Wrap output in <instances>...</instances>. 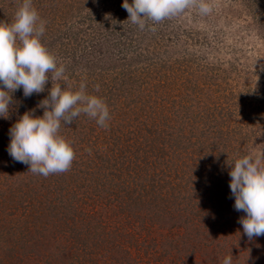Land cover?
<instances>
[{
  "label": "trees",
  "instance_id": "obj_1",
  "mask_svg": "<svg viewBox=\"0 0 264 264\" xmlns=\"http://www.w3.org/2000/svg\"><path fill=\"white\" fill-rule=\"evenodd\" d=\"M20 3L22 0H0V21L11 23ZM129 3H132V0H129ZM261 3H264V0H260ZM122 4L123 0H33V6L39 16L47 22L45 33L41 37L45 47L56 57L61 53H68L71 68L76 64L82 65L79 67L82 70L79 72L82 73V77L79 73L75 74L73 69L67 74L68 82L74 86L73 90H78L81 80H85L89 94L103 98L107 104L114 103L113 111H109L111 119L108 121V127L113 122L123 125L126 121H131L133 127L127 130L125 146L119 148L117 153H109L111 151L109 138L103 137L100 141L98 140L102 138L99 134L105 133L108 127L101 128L98 124L88 128L85 125L79 127L77 133L84 136L81 142L90 146V149L94 148L92 149L94 155L87 158V164L83 162L85 164L84 179L77 182L76 179L79 177H74L76 174L74 171L78 169L77 166L80 164L78 158L81 156L78 157L76 153V143H72L66 136L64 137L72 143L75 153V159L68 171L51 174L48 177L33 175L30 172L27 174L29 179L25 181V176H20V166L15 164L17 162H14V166L5 168V175L0 176V235L5 241L11 240L12 245H9V251L16 250L20 260L27 257V255L22 256V254L25 255L22 251L26 247L34 251H40L42 247L46 249L44 245L46 247L48 244L45 241L50 237V233L53 235V229L56 228L57 233L68 237V244H64L58 250L59 256L65 260L66 258H71L70 262L80 260L82 255L65 253L69 250V248L66 249L67 246L73 250L77 248L84 250L83 252L87 254L94 252L95 248L105 250V246H108L109 249L115 248L116 252H120L115 259V264L128 263V247L117 240V234L109 232V235L105 236L101 231L91 232V230L84 233L81 228V226L89 228L88 224L93 220V210L90 211L89 203L94 196L96 199L109 202L108 196L111 192L105 184L111 182L113 172L116 175H118L117 172L120 173L117 171L123 164L120 158L124 162L128 161L123 168L127 167V170L121 174L122 177H126L123 181L130 182L129 186L133 184L131 187H134L136 191V195H133L132 189H127V197H124L126 203L132 202L137 205L143 202L144 208L151 212L149 217L154 216L155 220L159 221H163L166 213L177 214L181 225L176 226L179 228L177 236L181 243L195 239L204 240L211 234L218 241L216 243L213 240L214 245L222 250L219 251V261L224 260L226 256H232L230 246L233 245L234 239L226 230L231 228L232 222L238 224L239 217L245 213L234 209L235 198L231 194L227 167L222 163L212 162L214 159L209 150L214 152V145L208 141L210 136L214 138V132H211L209 121L200 115L201 112L194 113L192 117L186 111L180 114L178 112L173 116L170 109L173 106L167 102L174 88H167L168 91L162 88L158 95L157 85L151 84L148 78L153 73V65L161 60V68L168 66L170 72L173 75L177 74L181 80L186 52L178 56L175 48L184 44V50L190 52L185 44L187 38L182 36L181 25L175 24L174 17L155 25L148 21L145 29L140 30L137 25L127 20L129 13ZM251 9L255 11L252 7ZM106 14L110 21L105 18ZM111 21L116 26L115 31H118L116 42L118 39H124L123 44L129 47L127 51L124 50L123 45V49L121 48L120 42L114 43L120 46L117 52L122 54L125 51V55L122 54L125 61L119 63L116 60L101 67L97 65V60L84 59L81 55L77 57V50L79 51L81 46H84L82 51L89 55L110 53V46L113 45L109 44L112 39L109 31L112 26ZM151 27H155L156 30L151 31ZM84 41L87 48L82 44ZM89 46L92 51H89ZM132 46H135V50L142 48L143 52L134 51ZM154 48L161 49L163 55L155 56ZM132 59H135V62ZM74 80H76V86L73 84ZM188 82V78L179 82L184 85V95L190 92L191 86ZM199 82L201 83V80ZM193 83V87H197L196 81ZM96 85H99V91L93 92ZM64 86L61 82V87ZM51 87L52 81L49 78L45 91L39 94L34 93L29 98L24 97L22 88L16 90L12 94L13 104L9 112H16L19 118L25 111L35 108L34 115L42 116L44 110L36 108V105L49 96ZM193 97H195L194 94ZM6 119L0 117V125H3L2 122ZM85 119H89L86 114ZM75 121L74 125L77 124ZM206 123L207 125H204ZM66 126L61 124L60 134ZM206 127L209 133L208 137L206 135L204 138L203 133ZM5 132L1 129L3 136L0 135V146L3 149L6 144L7 147L9 145V135ZM88 133L91 136L89 138L86 137ZM92 150H89V153L92 154ZM215 151L217 153L219 150L215 149ZM96 157L100 158L101 162L95 160ZM114 158L116 159L111 164L114 168H111L109 172V162ZM137 170L139 173L135 175L134 172ZM215 178L218 180L217 183L213 180ZM142 180L144 182H141ZM219 181L224 183V189H220L217 185ZM22 189H30L28 192L30 195L22 194ZM70 210L73 211V215H69ZM204 228L209 230L205 231ZM210 228H213V231ZM237 236L242 247L238 253L240 264H264V236L249 241L243 234L242 227ZM88 241H92L89 246H87ZM205 243V246L208 243L214 248L208 239ZM235 245H237L236 240ZM74 246L77 247L74 248ZM193 252L195 253V248ZM206 254L207 252L204 253ZM49 257L55 259L52 254ZM195 257L197 258L194 259V256H191L188 262H182V264H207L208 262L202 254L197 253Z\"/></svg>",
  "mask_w": 264,
  "mask_h": 264
},
{
  "label": "rangeland",
  "instance_id": "obj_2",
  "mask_svg": "<svg viewBox=\"0 0 264 264\" xmlns=\"http://www.w3.org/2000/svg\"><path fill=\"white\" fill-rule=\"evenodd\" d=\"M211 3L213 10L207 15H202L198 10L189 8L174 17L175 24L180 23L181 25L180 29L183 31L182 36L187 38L185 41L188 48L187 50H190V52L184 50V44L175 48L178 56L186 52V56H183L186 57L187 61L185 60L183 64L184 69H182L181 80L188 78V85L191 86L189 94L184 95L185 88L182 83H179L181 80H179L177 74L173 75L168 66H163L161 68V60L153 65V73H151L152 75L148 76V78L151 84L157 85L154 86L157 88L158 95L161 93L162 88L163 90L165 88L167 91L169 90L167 88H174L167 102V104L170 103L171 106H173L170 108L173 116L178 112L180 114L186 111L188 115L192 117L194 113L201 112L200 115L204 119H208L209 127L212 128L211 132H214V138L210 136L208 141V143L214 145V152L209 150V153L214 159L212 162L224 164L223 166L227 167V172L229 174L231 166L228 165L227 161L232 162L250 151L259 152L261 149H264V71H261V67L264 66V3L260 4V0H211ZM250 6L255 9L254 12ZM256 8L262 10H256ZM108 21H110V19ZM110 24L112 26L110 25L109 31L112 34L110 35L112 39L109 41V44H113L110 46L111 51L109 50L111 54L89 55L82 51L84 46H81V49L79 51L77 50L76 56L79 57V55H81L84 59L90 58L93 61L97 60V65L101 67L106 64H111L116 60H118L119 63H123L125 61L123 60L125 51H123L122 55L116 50H119L120 46L122 48L123 45L125 47L124 50L128 51L129 47L123 44L124 39H118L117 42L121 43L120 46L118 44L114 45V43H117L118 31H115L114 27L116 26L112 24V21ZM112 28L114 32L111 31ZM82 44L86 47V41ZM134 48L135 46H132L134 51L138 50V48L136 50ZM88 49L90 51L92 49L91 46H89ZM137 52H143L142 48ZM159 54L161 56L163 55L161 49L154 48V55H158L157 57H159ZM190 54H192V56H190ZM57 60L58 65L61 62L64 64L66 68V77L69 72H72V69L75 74H78L81 70L79 67L82 65L80 64L73 65V68L69 66L71 61H69L70 56L68 53L57 55ZM132 61L135 62V59H132ZM79 75L82 77V73H79ZM200 80L201 83L199 82ZM195 81L197 87H193V82ZM73 84H77L76 80L73 81ZM94 91L95 89L93 92ZM193 94L195 97H193ZM113 104H107L109 111H113ZM18 116L19 114H16V112H9V117L2 122L3 125H0L1 137L3 136L1 129H3L4 132L6 131L5 133L9 135V129L17 121ZM76 121L77 124L74 125L73 123L72 127L71 125H67L62 129L61 135L66 136L72 143H76V153L78 157L81 156V158L79 157L80 159L78 158L80 161V164L78 163L79 165L77 166L78 169L74 171V173H76L74 177H79L76 179L77 182L84 179L83 168H85V164L88 162L87 158H89L90 155H94L92 150L94 148L90 149V146L81 142L83 135L77 133V130H79V127H84V125L87 128L94 127L97 123L94 119H85L84 113L80 118L76 119ZM130 125L131 121H126L123 125H119L118 122H113L105 133L101 132V134H99V137L102 138L98 140L100 141L103 137L106 139L109 138V149L111 150L109 153H117L119 148H124L125 146L126 132L129 128L133 127ZM204 125H207V123ZM207 130L206 127L203 133L204 138L206 135L208 137L209 132ZM93 134H95V132H93ZM86 137L89 138L91 136L88 133ZM8 143H10V135ZM223 147H225V149H223ZM215 149L219 151L216 153ZM89 150H92V154L89 153ZM93 157L95 158V156ZM116 158L109 162V172H111V168H114L111 164H113L112 162ZM232 158H234V160ZM95 160L101 162V159L98 157H96ZM120 161H123L122 166L117 169L120 173L117 172L118 175H116V173L113 172L114 175L111 174L112 179L109 177L111 182L105 184V187L111 192L108 196L109 202L103 199H96L95 196L92 198L93 200H90L89 208L90 211L93 210V220L88 224L89 228L86 229L84 226H81L82 231L84 233L90 230L91 232L101 231L105 236L109 235V232L117 234V240L128 247L129 255H127V264H182V262H188L191 256H194V259H196L197 257H195V255L197 253H199V255L202 254L208 259L207 264H223V260L219 261V251L221 248L219 249V246L214 245L212 241L214 240L216 243L218 241L214 239L215 237H212L211 234L207 239L208 242L211 241L214 248L209 246L208 243L207 246H205V241H207V239H204L205 241L203 239L199 241L195 239L193 241L181 243L177 236L179 228L176 226L180 225V219L177 214L173 215L171 213H166L163 222L158 219L155 220L154 216L149 217L151 212L144 208L143 202L137 205L134 203L132 204V202L126 203L124 197H127V189H132L133 195H136V191L134 187H131L133 184L129 186L130 182L123 181L125 176L122 177L123 175H121L127 170V167L125 169L123 168L128 161L126 160V162H124L122 158H120ZM14 162L16 161H14L8 153L7 144L4 149L0 146V176L2 175L3 177L5 175V168L8 169L10 166L12 167L16 164L20 166V169L18 168L20 176H25L24 180L27 181L29 179L27 174H30V171H28L30 166L19 162L14 164ZM138 173V170L134 172L135 175ZM144 180L148 182L147 179ZM144 180L141 182H144ZM213 180L216 183L218 181L216 178ZM217 185L220 189H224V183L219 181ZM22 190H20L22 194L27 193L30 195V193H28L30 189ZM77 202L76 206L78 205ZM142 206L143 208H141ZM69 213V215L74 214L71 210ZM231 224V228L226 231L228 235L234 239L233 245L230 246L232 248V260H234L232 264H240L238 253L242 247L239 244L237 233H240V227H242V225L240 223L236 224V222H232ZM57 230L58 229L54 228L53 235L50 233V237L45 241L48 244L46 247L44 245L46 249L42 247V250L34 251L26 247V249L22 251L25 252V255L22 254V256L27 255V257L26 259L21 258V260L16 255V250L9 251V245H12L11 240L9 242L5 241L4 237L0 235V245H3L0 246V264L116 263L115 259L119 256L120 252H116L115 248L109 249L108 246H105V250L95 248L94 252L90 254L83 252L84 250L78 248L73 250V248L67 246L66 249L69 248V250L65 253L70 255L74 254L75 256L82 254L80 260L76 259L70 262L72 261L71 258H66V260L63 257L61 258L58 250L59 247L68 244V237L67 235H60L59 232L57 233ZM204 230L207 231L209 229L204 228ZM210 230L213 231V228H210ZM235 240L237 241V245H235ZM240 241L242 242V239H240ZM88 242L87 246L92 244V241ZM76 247L77 246H74V248ZM193 248H195V253L193 252ZM205 252H207L206 255H204ZM50 254L53 255L55 258L54 260L49 257Z\"/></svg>",
  "mask_w": 264,
  "mask_h": 264
},
{
  "label": "clouds",
  "instance_id": "obj_3",
  "mask_svg": "<svg viewBox=\"0 0 264 264\" xmlns=\"http://www.w3.org/2000/svg\"><path fill=\"white\" fill-rule=\"evenodd\" d=\"M122 7L129 13L127 20L140 30L148 21L159 24L189 8L202 15L213 10L211 0H123ZM46 23L33 0H22L11 23L0 21V117L8 118L16 90L22 88L24 97L29 98L44 92L49 78L52 81L49 96L36 105L44 110L43 115H34L35 108L27 110L9 129L10 157L44 177L68 171L75 159L72 143L60 134L62 123L70 126L84 113L101 128H107L111 119L105 100L89 94L85 80L73 90L64 64L58 65L57 57L42 43ZM95 90L99 91V85ZM227 163L231 166L229 186L235 198L234 209L245 213L239 223L252 241L264 236V149ZM223 264H232V256H226Z\"/></svg>",
  "mask_w": 264,
  "mask_h": 264
}]
</instances>
